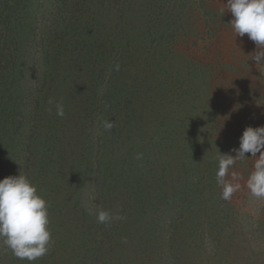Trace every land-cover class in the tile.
<instances>
[{"label": "trees", "instance_id": "16d2710c", "mask_svg": "<svg viewBox=\"0 0 264 264\" xmlns=\"http://www.w3.org/2000/svg\"><path fill=\"white\" fill-rule=\"evenodd\" d=\"M213 1L59 0V9L65 17L59 16L58 18L60 19L58 21L61 20L66 24L63 29L56 30V36L47 40L51 47H48L46 43L47 47L42 54V64L46 68L43 77L45 81L43 80L42 83L38 84L39 89L36 91L37 96L34 100L26 96V94L28 96L31 95V92L26 93L27 86L23 85V82L29 83V72L33 69L32 61L27 60L28 49L26 39L30 36V24L27 22L26 14L30 10L28 0H24V3H21V0H0V171L2 173L0 179L6 177V173H3L5 170L3 169L13 159L11 152L17 148L18 141H21V137L18 134L24 127V124H27L28 126L25 127L32 130L31 135L26 138L28 141L27 148L30 150H32L33 144L34 147H37L40 143L37 141L42 139L45 142V146L51 148L58 139L59 141H63L66 137L72 138L76 132L75 128L81 127L79 125H86L88 114L83 111L85 109L84 101L77 102L70 99L75 90L73 92L68 90L70 88L67 85L68 82L60 80L59 74H55L54 72L60 71L63 62L65 63L64 68L70 69V71L81 66L84 67L89 63L85 69L87 70L90 67V70L93 69L96 72V64L111 55L109 50L106 51L102 41L113 43V47L111 48L112 53H115V44L120 42V48L117 51L123 56L128 57L130 62L136 64L137 67L139 66V59L144 60L141 63L143 66L146 59L152 55V52L157 53L160 50V52H165L169 58L173 59L178 54H182L183 51V56L179 57V59L184 61L181 66L170 64L172 67L165 68V65L161 66L160 63H157L160 68L155 72L151 71V64H147V68L140 66L136 68L143 70L148 75L152 74L155 80L159 82L157 87H152L148 89V93H145L147 103L144 105L145 107L142 106V117H146L147 121L151 117H158L161 121L157 123L159 135L165 129L162 137H165L164 134L166 133L169 136L170 132H176V136L179 139L184 132L183 128L189 126L184 132V137L186 140L189 139V143H185L184 146L175 143L177 138L171 136L163 138L160 141L161 149H164L170 155L169 160L165 159L166 164L169 163V165L174 167L175 162L178 161L179 165L180 160L182 162V159H186L187 162L188 159L192 164H195L197 170L202 171L201 165L205 166L207 158L212 157L210 155H214L210 150L207 152L209 146L204 143L205 140L203 139L207 127H209L207 123H213L214 125L226 120L224 115H231L232 111L235 112L232 115L240 114L242 116V121L237 124L238 135L235 142L232 138H229L227 142V140L218 136L215 142L223 144L218 148L216 154H226L228 143L238 148L239 138L247 126H264V76L261 74L253 78L244 76L243 82L246 84V87L242 85L243 83H234L238 97H232L231 102L227 104V109L229 110L216 108L217 105L213 101L218 99H215L214 96L217 95L219 97L218 90H222L219 80L220 74L227 71L228 74L229 71H237L238 67H240L239 63L243 61L244 57H253V54L257 51V46L248 38L247 34L243 37L236 36L232 27H228L232 14H226L225 3L227 0H220L215 5ZM66 3L69 5V8L64 10ZM101 4L102 6L110 4L111 8L108 14H112L115 17H108L100 7H97V5L101 6ZM83 9H87L85 22L75 24L77 21L82 22L80 21L81 15H77L76 13H80ZM148 9H150V13L147 12ZM221 9H225L223 16L221 15ZM174 11L176 18H173V15H175ZM196 11L200 17H204L208 22L206 30L197 24V30L195 27L187 29L184 26L183 17H187L188 14L192 18H196ZM131 14L133 15L132 17ZM116 16L119 17V21L116 19ZM131 24L133 27H130ZM49 33L51 34V32ZM49 33L48 35H50ZM178 35L182 38L178 37ZM104 37H106L105 41ZM201 37L203 41H199ZM179 38L182 40H179ZM55 41L58 42L56 43ZM100 41L101 43H99ZM60 43L61 45L66 44V48L70 47V51H67L69 52L67 60L61 61V66L59 65V60L61 59L59 54V51H61L59 47ZM98 43L100 44L99 47H97ZM187 43H191V46H186ZM128 45H130L129 49ZM177 48H182V51L176 53ZM185 49H188L186 53ZM91 52L94 54V57H90L95 61L93 65L88 59L83 58L84 55H91ZM79 57L80 61H78ZM154 58L159 59L157 56ZM111 59H113V56ZM253 61L251 63L247 62V64L250 63V66H246V64L245 66L248 70L252 68L253 71H257L260 64H257L254 59ZM103 65L105 66V64ZM121 67L120 69H122ZM174 68L177 70H174ZM174 71H176L173 76L174 81L170 82L169 85L167 80L164 79ZM91 76H96V74H91ZM56 84L57 86H62L63 89L57 88L59 91L55 90L53 87H57L55 86ZM171 84H173L172 87ZM195 92H197L196 96ZM50 98L53 100L52 104H49ZM195 98L199 100L196 103L200 104L196 109L202 107L200 119L204 121V124L199 118H196L197 115H191L190 110H192V107L189 109L184 108V110L181 108L175 112L177 106L184 104L185 107H188L190 105L189 101ZM56 102L61 103L64 108L63 118L64 120L66 119V127L64 129H62L63 126H60L62 117L56 115ZM131 119L129 114L128 121ZM194 119L198 125L200 122L203 125L195 128V125L192 124ZM51 122L55 123V125H52ZM173 123L175 126L171 125ZM192 127L197 129V131L192 129ZM41 128L45 132L41 131ZM59 131L62 133L58 138L55 134ZM45 134L47 136H44ZM159 135L157 134V137ZM63 136L65 138H62ZM153 137H156V135ZM109 141L108 144L111 145L110 143L113 142V139ZM231 143L234 144L232 145ZM78 147L75 145L74 150L78 151ZM178 147H180V151ZM172 150L174 152L171 155L168 151ZM126 151L130 152L131 149H127ZM104 156L103 160L104 158H106V161L110 159L107 152H104ZM246 156V162L252 161L251 159L255 158L247 154ZM145 161L146 163L143 164V170L141 171L144 174L147 172L146 168L151 170L155 167L150 166L147 160ZM246 162H244V165L247 164ZM122 163L125 164V162ZM216 166H218V162H216ZM162 168H165V166L162 165ZM98 173L103 178L100 182L101 184L96 185V195L98 197V205L96 206H99L97 209L109 210L113 215L123 216L124 219H114L108 225L102 224L98 226V224H93V229L98 227V232L102 231L105 239L109 240L113 234L106 233L111 228L117 234V239L120 238L119 236L122 237L123 245L130 242L133 246H137L135 249L138 252L133 254L135 258H138L137 261L140 263L142 253H145L147 256L151 253L155 255L156 251H159L162 246L160 238L157 235L160 232V228L153 222L157 219L156 209L159 212L161 211V208L157 205L166 204V208H168L175 199H181L182 194L188 202L183 205L182 211H179L181 215L177 216L171 224L172 230L175 233H171L168 240L171 249L170 253L174 258L177 257L179 263L182 262L180 264H194V259L190 260L188 256L190 252L187 247L188 243L185 242L183 252V245L180 240L186 241L183 231L192 229L191 223L187 222L184 215L193 212L196 203L201 205L207 203L205 200L199 198L195 201L188 199H194L193 195L200 196V193L195 192L193 188L191 192L189 190L185 191V187H182L181 190L177 189L176 193H173V189L165 187L160 189L159 176L152 182V186L153 184L157 185L153 189L151 188L152 186L147 188L151 192V196H149L150 194L147 196L149 203H143V191L146 188L144 179L142 180L143 187L138 183L143 178L142 173L139 175L140 173L136 171L131 172L124 165L118 171H112V169H108L106 164L98 169ZM129 173L134 176V183L137 184V186H133L136 187L134 191L135 195L133 194L135 197L131 198V195L128 196V193L125 191L117 196L115 191L116 189H121L119 185H128L129 181L132 180L128 178ZM79 182L80 180L76 184H73L70 180L69 183L76 189L82 190ZM172 187L175 186L172 185ZM76 192H72V194L77 195L80 191ZM115 199L116 202H114L113 210H111L109 208ZM213 208L214 211L217 209L216 207ZM214 211L206 209L204 212H207V216H210ZM223 215L226 217V214ZM92 220L96 221L95 214ZM222 223L226 227H232L231 221H229L230 224ZM87 225H80V228H87L89 234L90 230ZM147 228H149L148 231ZM149 234L150 237H148ZM115 245L116 243L114 245L111 243L110 246L105 243L99 244L101 252L98 254V257H103L104 264L128 263L129 258L127 256L125 261L118 260L119 258L116 260L112 258L106 260L104 258L107 255H117ZM116 247H120V244L117 243ZM210 251H212L213 258L215 259L216 250L211 249ZM79 256H81V260ZM79 256H77L78 262L74 264H80L81 262L84 264V261L92 258L93 252L84 251Z\"/></svg>", "mask_w": 264, "mask_h": 264}, {"label": "rangeland", "instance_id": "374dc122", "mask_svg": "<svg viewBox=\"0 0 264 264\" xmlns=\"http://www.w3.org/2000/svg\"><path fill=\"white\" fill-rule=\"evenodd\" d=\"M219 1L220 0H214V5ZM58 2L59 0H28L30 10L26 14L27 22L30 24V36L26 39L28 49L27 60L29 59L32 61L33 69L29 72V83L23 82V85L27 86L26 93L31 92V95L28 96L26 94V96L34 100L37 96L36 91L39 89L38 84L42 83L44 80L43 77L46 68H44L42 64V54L47 47L46 43L48 47H51L47 40L48 38L56 36V30L63 29L66 24L61 20L58 21V19H60L58 18L59 16L65 17V15L62 14L63 12L61 13L59 9ZM21 3H24V0H21ZM97 7H100L108 17H115L112 14H108L111 8L110 4L106 6H102L101 4V6L97 5ZM68 8L69 5L66 3L64 5V10ZM147 12L150 13V9H148ZM76 14L81 15L80 21L82 22L77 21L75 24L83 23L85 22L87 9H83L80 13L78 12ZM226 14L230 15V12L226 11ZM132 16L131 14V17ZM173 16V18H176V13ZM183 18L184 26L187 29L195 27L197 30V25L204 27L205 30L208 28V22L204 17H200L198 13L196 14V18H192L188 14L187 17ZM116 19L118 21L120 20L117 16ZM130 27H133V25L131 24ZM228 27H230V25H228ZM179 29L181 30V28ZM49 32H51V34ZM48 33L50 35H48ZM178 37L182 38L179 35ZM180 38L179 40H182ZM105 40L106 37H104V41ZM58 41L55 42L57 43ZM199 41H203V38L201 37ZM99 43H101V41ZM99 43L97 47L100 46ZM102 43L106 51L109 50L111 55L105 57L101 62L96 64V72L93 69L90 70V67H88L87 70L85 69L89 63L84 67L81 66L78 67L79 69L77 68L72 71H70V69H65V63L63 62L62 65L61 61L67 60L69 54L67 51H70V47L66 48V44L61 45V43L59 45L61 48V51H59L61 58L59 60V65L62 66L59 72L56 71L54 73L59 74L60 80L68 82L67 85L70 87L68 90L71 92L74 90L76 91L72 93L70 99L77 102L84 101L85 109H83V111L88 114L86 125H79L81 127L75 128L76 132L72 138H65L63 136L62 138L65 139L63 141H59L58 139L51 148H47L42 139L37 141L40 142L37 147H34L33 144L32 150H30L27 148L28 141L26 138L31 135L32 130L25 127L28 125L24 124V127L18 134L21 137V141H18L17 148L11 152L13 159L10 160L9 164L3 169L5 170L3 173H6V176H18L19 174L27 176L32 184L36 186L38 194L41 195L49 205V229L52 237L51 246L47 255L35 261L34 264H66V262L67 264H74L78 262L77 256L83 254L84 251L93 252L92 258L84 261V264H104L103 257H98V254L101 252L99 246L101 243L108 244L109 246L111 243L113 245L114 243H116V245L117 243L120 244V247H116L115 245L116 256L107 255V257L105 256L104 258L106 260L111 258L116 260L119 258L118 260L125 261L127 256L129 262L121 264L182 263H179L177 257L174 258L170 253L171 249L168 241L171 233H175L171 227L172 222L177 216L181 215L179 211H182L183 205L188 202L182 194L181 199H175L168 208H166V204H161V206L157 205L161 208V211L159 212L156 209L157 219L153 222L160 228V232L157 235L160 238L162 246L161 248L159 247L160 250L156 251L155 255L151 253L147 256L145 253H142L140 263L137 261L138 258L134 257V254L138 252L135 249L137 246H133L130 242L123 245L122 237L119 236L120 238L117 239V234H115L111 228L109 232L106 233L113 234L109 240L105 239L102 231L98 232V227L93 229V224H98V226L102 225L92 220L99 207L96 206L98 205L96 185L101 184L100 182L103 178L99 175L98 169L106 164L108 169L118 171V169L124 165L130 169L131 172L136 171L141 175L143 164L146 163L145 160L150 163V166L155 167L151 170L146 168L147 172H145V174L142 173L143 178L138 182L141 185L143 179L145 182L146 188L143 191V203H149V201H147V196L149 194V196H151V192H149L147 188L151 187L152 182L159 176L160 189L165 187L173 189V193H176L177 189L181 190L182 187H185V191L189 190L190 192L193 188L195 192L200 193V196L193 195L194 199H188L195 201L199 198L207 202L204 205L196 203L193 212L190 213L188 211L190 214L188 212V214H186L185 212L186 215H184L187 222L191 223L192 229L183 231L186 241H180L183 245V252L185 242L188 243L187 247L190 250L188 256L190 260L194 259V264H264V198L257 199L253 197L246 186L247 178L250 172L253 171V164L257 158L255 157L251 159L252 161L248 162H246V159L243 161L237 160L235 165L229 170L230 173L236 172L238 174L240 177L238 182L241 185L240 189L232 195L230 200L226 201L221 199V188L216 182V162L219 156V154L216 153L223 143H217L215 140H217L219 136V138H223L227 140V142L229 138H232L235 142L238 135L237 124L242 121V116L240 114L232 115L235 113L232 111L231 115H224L226 120L220 121L214 125L208 121L210 124L207 123L209 127H207L203 139L205 140L204 143L209 146L207 152L210 150L214 154L210 156L215 158H207L205 166L201 165L202 171L197 170L195 164H192L188 159L187 162L186 159H182V162L180 160L179 165L178 161L175 162L174 167L169 165V163L166 164L165 159H168L170 155L164 149H161L160 141L169 136L177 138L176 132H170L169 136L168 133H166L164 134L165 137H162L165 129H163L162 134L159 135V128H157V123L161 122L160 119L158 117H151L147 121L146 117H142V106L147 103L145 93H148V89L157 87L159 82L155 80L152 74L148 75L143 70L136 68H139V66L147 68L146 65L151 64V71L155 72L160 68L157 63H160L161 66L165 65V68L172 67L170 64L181 66L184 63L183 60L179 59V57L184 54L182 48L176 49V53L182 51V54H178L173 59L169 58L165 52H160V50L157 51V53L152 52V55L146 59V62H148H145L142 66L141 63L144 60L139 59V66L137 67L136 64L130 62L128 57L123 56L117 51V49L120 48V42L115 44V53H112L111 50L113 43L106 41H102ZM186 46H191V43H187ZM129 48L130 45H128V49ZM184 51L186 53L188 49ZM112 56L113 59H111ZM155 56L159 57V59H155ZM90 57H94L93 52H91V55L87 54L83 56L84 59H88L93 65L95 61ZM78 61H80V57ZM247 62L251 63L254 61L252 57L246 56L243 58V61L239 63L240 67H238L237 71H229V74L227 71L226 73L220 74L219 80L222 90H218L219 97L217 95L214 96L215 99H218L213 101L217 105L216 108L229 110L227 109V104L231 102L232 97H238L236 92L237 89L234 84L235 82L243 83L242 85L246 87V84L243 82L245 77L253 78L257 77L258 74L264 76V62H261L257 71H253L251 67V69L248 70L246 66H250V63L247 64ZM103 64H105V66ZM117 65H119L118 71L116 70ZM120 67L122 69H120ZM174 70L177 69L174 68ZM175 73L176 71L170 73L168 77L164 79L167 80L169 85L170 82L174 81L173 76ZM91 74H96V76H91ZM55 86H57V84ZM172 86L173 84H171V87ZM53 88H55V90H58L57 88L63 89L60 85ZM196 93L197 92L194 93L195 96ZM72 96H74V98H72ZM191 101H189L190 105L188 107H185L184 104L182 106H177L175 112L181 108L184 110V108L189 109L192 107V110H190L191 115H197L196 118L200 119L202 116V107L196 109L200 105L196 103L199 100L195 98ZM129 114L132 119L128 121ZM104 120H111L114 122V126L110 131L103 128L102 122ZM202 123L204 124V121H202ZM202 123L200 122L198 125L195 119L192 121L195 128L202 126ZM52 125H55V123H52ZM171 125L175 126L174 123ZM60 126H63L62 129L66 127V119L64 120L63 117L61 118ZM188 128L189 126H185L183 128L184 132ZM195 128L192 127V129L197 131ZM40 130L43 131V128ZM184 132L180 137L181 139L177 138L175 143L182 146H184L185 143H189V139L186 140L184 137ZM61 133L62 132L59 131L55 135L59 138ZM157 134L159 135L158 137ZM47 135L45 134L44 136ZM154 135H156V137H153ZM110 139H113V142L110 143L111 145L108 144ZM231 144L233 145L234 143ZM75 145L79 146L78 151L74 150ZM123 147L126 150L131 149V151L127 152ZM236 148L237 147L231 146L228 143L226 154L235 156L233 149ZM178 150L180 151V147H178ZM104 152H107L110 157L108 161L104 158L106 162L102 159ZM168 152L172 155L174 151ZM137 154H141L140 159L136 158ZM246 154L251 155L250 153ZM257 156H259V153H257ZM122 162H125V164ZM244 162L247 164L244 165ZM162 165H164L165 168H162ZM109 166L111 167L109 168ZM1 174L0 171V175ZM128 178L132 179L129 181L128 185L125 184L124 186V184H121L119 185L121 189H116L115 194H117V196L125 191L128 193V196L131 195V198L135 197L134 191L136 187L133 186H137V184L134 183V176L131 173H129ZM226 179H231V176L229 175ZM70 180L73 184H76L80 180L79 185H81L82 190L73 187V185L69 183ZM184 182L185 184H183ZM155 185L157 184H153L151 188L153 189ZM172 185L175 187L171 188ZM75 191L80 192L77 195H73L72 192L74 193ZM184 194L186 193L184 192ZM187 196L189 195L187 194ZM116 199L109 209L113 210ZM213 207L217 209L214 211ZM206 209L214 212H212L210 216H207V212H204ZM223 214H226V217H224L225 215ZM229 221H231L232 227H226L222 223L230 224ZM83 224H88L87 226L90 230L89 234L87 228H80V225ZM114 228L116 229L115 226ZM148 229L149 228H147V231ZM175 230L177 231V229ZM79 236L81 237L79 238ZM148 237H150V234ZM211 249H215L217 252L214 256L215 259L213 258L212 251H210ZM79 258L81 260V256H79ZM0 264H28V261L17 259L10 249L0 244ZM80 264H82V262Z\"/></svg>", "mask_w": 264, "mask_h": 264}, {"label": "clouds", "instance_id": "9594fccd", "mask_svg": "<svg viewBox=\"0 0 264 264\" xmlns=\"http://www.w3.org/2000/svg\"><path fill=\"white\" fill-rule=\"evenodd\" d=\"M225 5L226 10L232 14L228 24L236 36L247 34L256 44L257 51L252 58L261 64L264 61V0H227ZM224 14L225 9H221V15ZM116 70H119V65ZM52 103L50 98L49 104ZM55 108L56 115L63 117V105L56 102ZM102 123L107 131L114 126L111 120ZM233 151L235 156L220 153L217 157L216 182L221 188V199L230 200L240 189V177L229 170L237 160L243 161L247 157L246 153L257 158L246 186L253 197L264 198V126H247L239 138V147ZM136 158L140 159L141 154H137ZM229 175L231 179H226ZM48 208V202L38 194L36 186L27 176L19 174L0 179V244L10 249L17 259L28 261V264H34L47 255L52 242ZM95 216L97 223L104 225L114 219H124L102 208L96 210Z\"/></svg>", "mask_w": 264, "mask_h": 264}]
</instances>
